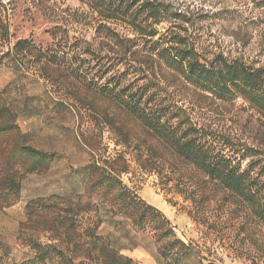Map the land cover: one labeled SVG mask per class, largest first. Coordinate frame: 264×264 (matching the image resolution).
Here are the masks:
<instances>
[{"label":"rangeland","instance_id":"1","mask_svg":"<svg viewBox=\"0 0 264 264\" xmlns=\"http://www.w3.org/2000/svg\"><path fill=\"white\" fill-rule=\"evenodd\" d=\"M94 1L0 0V55L18 39L30 40L43 52L48 48L53 55L48 65L24 63L17 70L4 59L0 90L28 144L57 154L47 171L18 178L19 194L13 202L3 203L0 185V264H71V259L74 264H93L90 259L96 254L89 245V231L102 235L120 255L131 258V264H158L151 234L133 228L128 217L114 215L109 202L100 203L96 192L87 191V164L96 161H107L117 171L126 169L120 175L123 183L161 210L177 236L196 243L212 256L213 264H264V235L259 229L247 240L237 237L232 246L225 227L206 240L187 213L189 203L172 184L139 166L130 150L146 145V136L107 98V89L121 74L122 83H147L149 90L174 101L207 130L262 149L264 117L239 97L228 101L199 94L147 54L143 43L149 42L141 38L137 51L127 56L137 72L124 58L118 62L121 54L114 40L96 28L101 23L120 37L138 36L122 20L102 19L90 8ZM158 1L168 9V18L155 26L158 31L179 32L202 58L222 55L264 68V0ZM115 155L123 158L114 162ZM3 167L0 156V182ZM28 213H33L31 218ZM67 229L77 249L66 243ZM31 240L56 246L62 256L46 248L44 259L36 261ZM181 264L198 263L188 259Z\"/></svg>","mask_w":264,"mask_h":264},{"label":"trees","instance_id":"2","mask_svg":"<svg viewBox=\"0 0 264 264\" xmlns=\"http://www.w3.org/2000/svg\"><path fill=\"white\" fill-rule=\"evenodd\" d=\"M90 8L106 21L122 20L138 36L120 37L101 23L96 28L114 40L121 54L118 62L121 58L128 61V53L137 51L141 38L149 42L143 43L147 54L199 94L228 101L239 97L264 117V68L222 55L202 58L179 32L171 28L158 31L155 26L168 18L164 3L158 0H95ZM48 52V48L45 52L37 49L28 39H18L0 55V62L5 59L14 70L24 63L48 65L53 62V55ZM128 63L136 73L134 63ZM121 79L122 74L118 75L114 87L107 89V98L135 121L146 136V145L131 147L132 158L146 173L154 174L160 182L172 184L175 192L189 203L187 213L202 228L205 239L216 236L224 227L230 233L227 237L231 246L237 237L247 240L254 229L264 235V149L218 136L194 121L174 101H167L157 90H149L151 86L147 83H122ZM14 117L16 114L5 91L0 90V156L4 163L0 185L5 204L18 198L19 177L47 171L57 156L53 151L28 144ZM120 158L122 155H115L112 161ZM87 168V191L96 192L100 203L109 202L114 215L128 217L133 228L151 234L158 264L161 261L181 264L188 259H195L198 264L205 261L213 264L211 255L204 254L196 243L179 238L176 227L161 210L140 199L123 183L120 175L126 173V169L117 171L111 163L107 165V161L105 164L89 163ZM32 215L28 213V218ZM68 227L72 230L74 225L68 224ZM66 232V243L77 249L78 243H73L72 233L69 229ZM89 232L92 238L89 245L96 254L94 260L90 259L93 264L132 263L131 258L120 255L102 235ZM30 243L35 249L33 259L36 261L44 259L46 248L62 256L56 246L32 240ZM70 262L74 264L73 259Z\"/></svg>","mask_w":264,"mask_h":264}]
</instances>
